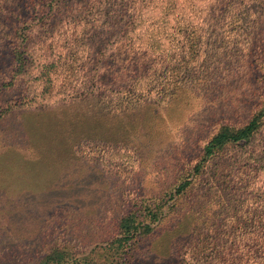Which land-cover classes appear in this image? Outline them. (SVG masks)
<instances>
[{
    "label": "trees",
    "instance_id": "1",
    "mask_svg": "<svg viewBox=\"0 0 264 264\" xmlns=\"http://www.w3.org/2000/svg\"><path fill=\"white\" fill-rule=\"evenodd\" d=\"M240 50L247 70L236 68L230 80L226 72L234 76L230 63ZM207 65L215 71L202 83L251 87L240 118L215 125L200 142L201 159L169 193V200L189 195L210 163L217 171L229 163V177L211 189L221 194L217 206L210 199V220L191 233L174 264H264V0H0V89L22 82L29 107L109 90L122 109L163 108L174 93L190 90V76ZM164 205L126 212L116 237L96 249L124 264L130 242L153 230ZM40 264L103 263L91 254L53 251Z\"/></svg>",
    "mask_w": 264,
    "mask_h": 264
},
{
    "label": "rangeland",
    "instance_id": "2",
    "mask_svg": "<svg viewBox=\"0 0 264 264\" xmlns=\"http://www.w3.org/2000/svg\"><path fill=\"white\" fill-rule=\"evenodd\" d=\"M236 53L234 76L226 72L230 80L236 68L247 70L246 52ZM213 69L195 71L190 90L174 93L163 108L122 109L109 90L33 108L23 104L22 82L1 87L0 107H8L0 117V264H40L53 251L117 264L112 251L96 248L116 237L126 212L163 202L164 214L148 235L130 242L124 264L177 262L191 233L210 220L211 197L215 206L220 201L221 192L211 189L229 177V163L218 171L210 163L189 195L169 200V193L201 159L200 142L215 125L240 118L251 87L202 83Z\"/></svg>",
    "mask_w": 264,
    "mask_h": 264
}]
</instances>
